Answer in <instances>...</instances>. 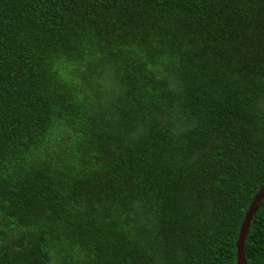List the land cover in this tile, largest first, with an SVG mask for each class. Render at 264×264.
<instances>
[{
	"label": "trees",
	"instance_id": "obj_1",
	"mask_svg": "<svg viewBox=\"0 0 264 264\" xmlns=\"http://www.w3.org/2000/svg\"><path fill=\"white\" fill-rule=\"evenodd\" d=\"M263 185L264 0H0V264H236Z\"/></svg>",
	"mask_w": 264,
	"mask_h": 264
},
{
	"label": "water",
	"instance_id": "obj_2",
	"mask_svg": "<svg viewBox=\"0 0 264 264\" xmlns=\"http://www.w3.org/2000/svg\"><path fill=\"white\" fill-rule=\"evenodd\" d=\"M263 198H264V185L257 192L254 199L252 200L251 205L249 206L245 214L242 226L240 228V232L236 240V264H245V257L243 253L245 232L247 231L249 223L253 215L255 214L259 203Z\"/></svg>",
	"mask_w": 264,
	"mask_h": 264
},
{
	"label": "bare ground",
	"instance_id": "obj_3",
	"mask_svg": "<svg viewBox=\"0 0 264 264\" xmlns=\"http://www.w3.org/2000/svg\"><path fill=\"white\" fill-rule=\"evenodd\" d=\"M263 199H264V198H263ZM263 199H262V200H263ZM259 204H260V203H259Z\"/></svg>",
	"mask_w": 264,
	"mask_h": 264
},
{
	"label": "snow or ice",
	"instance_id": "obj_4",
	"mask_svg": "<svg viewBox=\"0 0 264 264\" xmlns=\"http://www.w3.org/2000/svg\"><path fill=\"white\" fill-rule=\"evenodd\" d=\"M55 70V69H54Z\"/></svg>",
	"mask_w": 264,
	"mask_h": 264
}]
</instances>
